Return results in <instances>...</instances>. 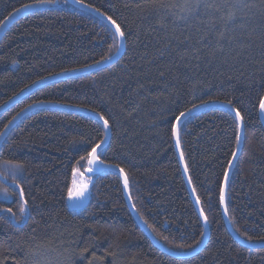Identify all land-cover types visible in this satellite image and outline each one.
Segmentation results:
<instances>
[{"label": "trees", "instance_id": "1", "mask_svg": "<svg viewBox=\"0 0 264 264\" xmlns=\"http://www.w3.org/2000/svg\"><path fill=\"white\" fill-rule=\"evenodd\" d=\"M78 1L120 25L124 55L106 69L27 95L0 115V137L39 104L103 117L111 139L100 160L127 175L134 207L154 237L188 253L202 243L205 226L176 150L177 117L228 105L245 127L228 215L245 242L264 243V0H207L188 8L180 0ZM30 8L0 42V108L41 81L106 61L119 48L110 26L67 0H0V29ZM239 135L238 120L224 108L202 110L182 125L184 161L210 236L198 254L175 258L139 226L115 172L90 180L85 210L69 208L74 170H86L91 149L105 139L104 126L74 111L30 112L0 147V264H264V248L235 239L222 209Z\"/></svg>", "mask_w": 264, "mask_h": 264}, {"label": "water", "instance_id": "2", "mask_svg": "<svg viewBox=\"0 0 264 264\" xmlns=\"http://www.w3.org/2000/svg\"><path fill=\"white\" fill-rule=\"evenodd\" d=\"M67 2L69 4H71L73 7L80 9L84 12H87L89 14H92L93 16H95L96 18L100 19L101 21L105 22L108 26L111 27V29L114 31L115 33V25L112 24L111 20H109L108 17L104 16L103 14L99 13L98 11L94 10L93 8L82 4L81 2H79L78 0H67ZM32 11V8L28 9V10H24L21 12L16 13L15 15H13L12 17H10L5 23L4 25L1 27L0 29V42L3 39L4 35L6 34V32L12 27V25L14 23H16L19 19H21L24 15H26L28 12L30 13ZM116 35V34H115ZM116 38L118 39L119 42V48L118 51L116 52V54H114L110 59H107L104 62H101L95 66H92L90 68H86L83 70H78V71H74V72H69V73H64V74H60L58 76H55L53 78L41 81L37 84H35L34 86H32L31 88H29L28 90L24 91L22 94H20L18 97L14 98L11 102H9L8 104H6L5 106H3L2 108H0V115L5 113L9 108H11L13 105H15L16 103H18L19 101H21L24 97H26L27 95L31 94L32 92L36 91L39 88L44 87L47 84L50 83H54L57 81H62V80H68L80 75H84V74H90L96 71H100L103 69H106L114 64H116L124 55L125 49H126V42H125V37L121 38L118 35H116ZM40 108H55V109H61V110H66V111H74V112H78L81 113L83 115H87L90 117L95 118L96 120H98L103 126H104V119H101V116L96 115L94 113L88 112L86 110H81V109H76V108H71V107H63V106H54V105H48V104H39V105H35L31 108H29L28 110H26L25 112H23L22 114H20L9 126L8 128L4 131V133L2 134V136L0 137V147L3 143V141L6 139V137L9 135V133L11 132V130L17 125V123L27 114H29L30 112L36 110V109H40ZM208 108H224L227 109L228 111H230L238 120L239 123V128H240V135H239V142H238V147L236 150V153L234 155V158L231 162V165L229 167V170L227 172L225 181H224V185H223V196L224 199L222 201V209H223V214H224V218H225V222L227 224V227L230 231V233L234 236L235 239H237L239 242H241L243 245L249 247V248H253V249H261L264 248V243H248L245 242L242 238H240L237 233L234 231L229 215H228V209H227V198H228V189H229V184H230V180L233 174L234 169L236 168V165L238 163V160L241 156L242 150H243V145H244V137H245V127H244V123L242 118L237 116V112L230 106L228 105H223V104H209L206 106H202L199 107L195 110H192L191 112H188L186 114H184L182 117L179 118V120L176 123L175 126V130H174V137H175V145H176V150L180 159V163L182 166V170L184 173V177L185 180L187 182L188 188L190 190L191 196L195 202L196 208L198 210V213L200 215V217L202 218L203 224L205 226V236L204 239L202 241V243L200 244V246H198L195 250H193L192 252H188V253H179V252H175L173 250L168 249L167 247L164 246V244H162L160 241H158L156 239V237H154V235L152 234V232L150 231V229L147 227V225L142 221V219L140 218L139 214L137 213L132 198H131V194H130V187H129V180L127 175L118 167H114L111 165H107L104 164L99 156L102 153V151L109 145L110 139H111V129L110 126L108 125L107 128H105V139L104 141L100 144V147L97 149V157L98 159L95 160L92 163H89L88 161V167L86 168V177L85 179H88L89 181L87 183H85V185H87V187L83 188V194L79 197H72L68 199V206L69 208L74 211V212H79V211H83L85 210L88 205H89V200H90V180L99 174H102L106 171L109 172H115L117 173L123 182V186H124V192H125V197H126V201L128 204V207L130 209V211L132 212L133 216L135 217L136 221L138 222L139 226L143 229V231L147 234V236L151 239V241L153 242V244L156 246V248H158L159 250H161L162 252L175 257V258H188L191 256H194L196 254H198L203 248L204 246L207 244L208 240H209V236H210V227H209V223L208 220H205V214L203 212L201 203L194 191V188L192 186L190 177H189V173L184 161V157H183V153H182V149H181V143H180V129L182 127V125L184 124V122L190 118L191 116L195 115L196 113L208 109ZM261 120L264 124V110H261ZM90 159V157H89ZM125 178L127 179V186H125Z\"/></svg>", "mask_w": 264, "mask_h": 264}, {"label": "snow or ice", "instance_id": "3", "mask_svg": "<svg viewBox=\"0 0 264 264\" xmlns=\"http://www.w3.org/2000/svg\"><path fill=\"white\" fill-rule=\"evenodd\" d=\"M24 8H28V7H31V5H23ZM17 11H19V9H17ZM109 20H111V17H109ZM112 24L115 25V34L118 35L119 37L123 38L124 37V32H122L120 30V25L116 23L115 20H111ZM110 59V57H109ZM260 108L261 110H264V100H262L260 102ZM184 115V113H181L180 116L182 117ZM237 116L239 117V112H237ZM101 119H103V117H101ZM177 119L179 120V117H177ZM104 127L107 128L108 127V121L107 120H104ZM100 147V145H97L96 147H93L91 149V152L89 153V156H90V159H89V163H92L94 162L95 160L98 159L96 153H97V149ZM74 174H76V170H74ZM125 186H127V179L125 178ZM84 187H87V185H83L81 188L79 189H75V188H70L68 190V195H69V198H72V197H79L83 194V188ZM224 199V196H223V192L221 193V201H223ZM26 203V202H25ZM5 211H8V212H11L12 210L11 209H5ZM20 211L21 213L25 212V208L24 207H21L20 208ZM205 220H207V217H205ZM181 247H183L181 245Z\"/></svg>", "mask_w": 264, "mask_h": 264}, {"label": "rangeland", "instance_id": "4", "mask_svg": "<svg viewBox=\"0 0 264 264\" xmlns=\"http://www.w3.org/2000/svg\"><path fill=\"white\" fill-rule=\"evenodd\" d=\"M206 1L207 0H180V3L182 4V7L188 8V6H192L195 4L198 5L199 3H205ZM85 171L86 170H83L82 168H78L76 170V174H74L73 178L72 188L79 189L89 181L88 179H85Z\"/></svg>", "mask_w": 264, "mask_h": 264}]
</instances>
